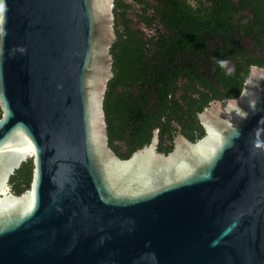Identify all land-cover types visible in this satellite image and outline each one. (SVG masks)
<instances>
[{
  "label": "water",
  "instance_id": "obj_1",
  "mask_svg": "<svg viewBox=\"0 0 264 264\" xmlns=\"http://www.w3.org/2000/svg\"><path fill=\"white\" fill-rule=\"evenodd\" d=\"M114 0H0V264H264V67L159 151L120 158ZM31 159L28 188L9 178Z\"/></svg>",
  "mask_w": 264,
  "mask_h": 264
},
{
  "label": "flooded vegetation",
  "instance_id": "obj_2",
  "mask_svg": "<svg viewBox=\"0 0 264 264\" xmlns=\"http://www.w3.org/2000/svg\"><path fill=\"white\" fill-rule=\"evenodd\" d=\"M119 1L113 5L112 47L136 46L150 66L132 84L115 85L114 98L127 95L156 115L164 126L161 133L158 128L163 146L171 149L177 131L196 140L202 129L197 113L211 101L231 98L228 90L239 89L242 62L264 57V23L253 10L264 1ZM114 145L127 148L125 141Z\"/></svg>",
  "mask_w": 264,
  "mask_h": 264
},
{
  "label": "trees",
  "instance_id": "obj_3",
  "mask_svg": "<svg viewBox=\"0 0 264 264\" xmlns=\"http://www.w3.org/2000/svg\"><path fill=\"white\" fill-rule=\"evenodd\" d=\"M114 3L115 5H120L121 1L114 0ZM253 10H255L256 19L264 23V2H261ZM112 44L110 46V53L113 59L112 72L116 75V78L111 77L107 82L103 99L106 133L108 144L115 154L120 158H127L134 150L149 142L154 128H159L161 133L164 126L156 115L150 113L149 110L144 111L142 107L135 106L127 95H122V97L117 99L114 98L117 90L115 85L126 86L127 84H132L139 79L140 75H145V72L149 69L150 62L142 58L136 46L123 44L115 46L114 49ZM249 64L264 67V57L256 61L242 62V71L244 73L239 82V89L232 93L231 90H228L230 93L227 95H231V98L240 92L242 83L248 74L247 66ZM132 72L135 73L132 74ZM135 74L137 75L134 76ZM199 133L202 136L203 130L200 129ZM115 141H125L127 148L123 151L119 145H114ZM169 149V147L163 146L161 142L158 143L159 151L165 152ZM31 169V159H27L10 176L9 184L13 193L19 194L28 188L31 179Z\"/></svg>",
  "mask_w": 264,
  "mask_h": 264
}]
</instances>
